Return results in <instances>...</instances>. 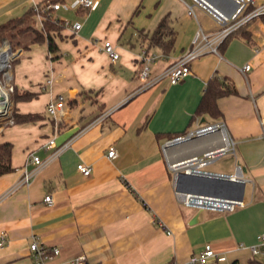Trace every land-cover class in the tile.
<instances>
[{
    "label": "crops",
    "instance_id": "crops-1",
    "mask_svg": "<svg viewBox=\"0 0 264 264\" xmlns=\"http://www.w3.org/2000/svg\"><path fill=\"white\" fill-rule=\"evenodd\" d=\"M45 1L0 0V25ZM78 1L55 2L68 9L52 11L53 18L81 23L78 31L64 26L53 34L56 55L47 43L17 49L12 83L35 97L13 101L12 109L41 117L0 122V144L13 145L15 168L0 175V242L1 233H8L0 264H35L30 245L36 240L60 249L46 264H75L80 257L82 264H185L209 244L227 256L223 264H264L250 250L264 233V14L231 35L219 54L195 59L183 82L172 85L163 78L141 90L137 73L149 45L141 34L151 35L167 18L175 37L169 55L158 47L148 50L159 56L150 64L155 78L193 48L201 28L214 32V20L202 10L197 18L188 16L185 2L191 0H95L89 10L79 9ZM253 5L264 7V0ZM36 21L40 28L38 16ZM104 41L116 46L118 61L103 52ZM48 75L53 87L43 89ZM214 77L232 92L218 101L221 117L197 118ZM59 95L70 118L57 122L47 106ZM213 123L226 125L244 178L253 185L244 206L232 212L185 206L167 161L219 148L221 133L163 150L173 138ZM54 135L58 144L72 141L71 146L35 171L30 154L46 158L42 146ZM112 148L115 158L108 156ZM81 163L92 167L91 176L77 171ZM26 173H33L29 184L22 183ZM48 195L52 203L45 202Z\"/></svg>",
    "mask_w": 264,
    "mask_h": 264
},
{
    "label": "built area",
    "instance_id": "built-area-1",
    "mask_svg": "<svg viewBox=\"0 0 264 264\" xmlns=\"http://www.w3.org/2000/svg\"><path fill=\"white\" fill-rule=\"evenodd\" d=\"M238 4L237 10L230 16L225 15L222 11L214 7L207 0H191V2H185L187 7V14L190 17L197 18V11L202 10L206 12L215 22L216 30L214 32H206L201 28L193 40V48L182 55L173 65H171L160 76L152 78L150 64L158 59V55L150 53L147 49H143L141 53V60L144 66L139 69L137 78L142 84L141 90H145L153 86L155 83L163 78H168L172 85H177L183 82L187 77L192 74L190 64L198 57L207 53L219 54L221 46L224 42L239 29L240 26L252 20L255 17L264 14V7L257 8L250 14H246V10L250 5L254 4V0H235ZM95 4V0H79L78 8L89 10ZM60 8L68 9L66 5L61 3H49L43 9L45 12L58 10ZM41 19V15H38ZM53 17V16H52ZM63 25L67 28H72L74 31H78L81 28V23H71L69 21H62ZM102 50L105 52L113 62H116L120 58V54L116 46L110 41H104L102 44ZM18 50H14L12 45L6 39L0 41V120H12V95L14 93L15 86L12 83V68L15 60L18 58ZM251 69L250 65L244 67L245 71ZM54 84L53 76L48 75L44 82V88H52ZM65 98L61 95L51 100L47 106V112L57 121L68 120L70 115L65 110ZM221 133V146L214 150L207 151L201 155H196L185 159L180 162L173 163L167 156V161L170 170L173 174L174 186L176 194L180 202L185 206L208 209L216 212H232L237 207L244 206L245 202H236L227 199H220L215 197H207L201 195H193L187 193H181L177 190V179L181 173L186 174H209L206 168L220 160L226 154H233L236 156L237 143L229 134L226 125L224 123H213L199 126L197 129L190 131L184 135L177 136L168 141L163 150L166 153V149L169 146L181 144L191 141L196 138L204 137L214 133ZM72 144V141H67L62 144L57 143V136L50 137L45 142L42 148L49 153L46 158L30 154L29 161L35 166V171L46 166L53 160L57 159L64 151H66ZM117 152L114 148L109 151L108 156L115 158ZM237 158V156H236ZM237 172L232 176L233 178H244L242 166L237 160L236 164ZM34 171V172H35ZM77 171L85 177H89L92 174V167L83 163L77 166ZM220 174V173H216ZM33 177V173H26L22 181L23 184H29ZM52 195H48L45 198L46 203H52ZM8 238L7 232L1 233L0 246L3 247ZM242 246V245H241ZM250 250L254 256L264 257V233L257 237V243L250 247ZM30 251L34 258L35 264H46L48 261L54 260L56 256L60 254L58 247H47L42 245L39 241H34L30 245ZM85 257H80L74 261L75 264H82ZM227 262V256L216 253L212 246L206 245L205 248L194 255L185 264H223ZM180 264V263H172Z\"/></svg>",
    "mask_w": 264,
    "mask_h": 264
},
{
    "label": "trees",
    "instance_id": "trees-1",
    "mask_svg": "<svg viewBox=\"0 0 264 264\" xmlns=\"http://www.w3.org/2000/svg\"><path fill=\"white\" fill-rule=\"evenodd\" d=\"M55 2L56 0H47L42 5L29 10L25 15L11 19L6 23L1 24L0 40H10L14 50H17L18 47L22 46V44H25L26 41H29L33 44L47 43L49 52L56 55L58 53V46L54 40L53 34L60 32L64 28V25L61 20L55 19L50 16L51 11H43L47 4ZM256 9L257 8L254 5H250L246 10V14H250ZM38 15H41L43 23L40 28L36 26V17ZM250 21L240 26L239 29L236 30V32H244L245 28L248 27ZM141 35L143 36V41H148L149 45L147 47V50H149L151 47H158L162 50L164 55H169L175 47V37L173 36V32L170 28L167 18H164L159 23V25L151 35ZM227 40L223 45H225ZM223 45L221 46V48L223 47ZM231 92L232 91L226 89V85L223 81L219 80L217 77L212 78L208 82L206 91L195 112V116L197 118L201 116H210L212 118L221 117L222 112L219 108L218 101L220 98L230 94ZM33 97H35V95L28 92L21 93L15 88L12 95V102H17L19 100L25 101L32 99ZM40 117L41 115H20L16 112L15 109L12 113V119L15 123L32 121ZM12 157L13 145L11 143L0 144V175H5L14 171L15 168L12 165Z\"/></svg>",
    "mask_w": 264,
    "mask_h": 264
},
{
    "label": "water",
    "instance_id": "water-1",
    "mask_svg": "<svg viewBox=\"0 0 264 264\" xmlns=\"http://www.w3.org/2000/svg\"><path fill=\"white\" fill-rule=\"evenodd\" d=\"M214 7L230 16L237 8L235 0H207ZM247 181L233 178L227 174H186L181 173L177 179V190L181 193L244 201Z\"/></svg>",
    "mask_w": 264,
    "mask_h": 264
},
{
    "label": "rangeland",
    "instance_id": "rangeland-1",
    "mask_svg": "<svg viewBox=\"0 0 264 264\" xmlns=\"http://www.w3.org/2000/svg\"><path fill=\"white\" fill-rule=\"evenodd\" d=\"M2 40H4V39H2ZM6 40L9 41V43L11 44L10 40H8V39H6ZM25 43H27V41ZM24 45H26V44H22V46H20L18 48H23ZM65 97H67V96L65 95ZM1 121H3V120H0V122ZM236 156H237V158H236ZM236 156L231 154V153L226 154L217 162L210 164L206 168V170L209 172L220 173V174H233V173L235 174L237 172V168H236V164H237V160H238L237 153H236ZM252 188H253V185L251 183H248L246 186V192H245L247 199L251 196Z\"/></svg>",
    "mask_w": 264,
    "mask_h": 264
}]
</instances>
